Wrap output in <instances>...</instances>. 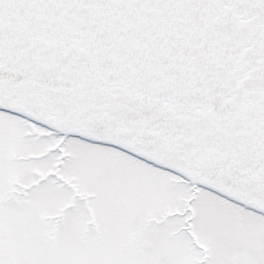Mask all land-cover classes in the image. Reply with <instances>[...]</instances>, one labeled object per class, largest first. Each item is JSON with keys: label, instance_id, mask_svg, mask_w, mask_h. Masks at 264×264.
I'll list each match as a JSON object with an SVG mask.
<instances>
[{"label": "snow or ice", "instance_id": "obj_1", "mask_svg": "<svg viewBox=\"0 0 264 264\" xmlns=\"http://www.w3.org/2000/svg\"><path fill=\"white\" fill-rule=\"evenodd\" d=\"M0 264H264V0H0Z\"/></svg>", "mask_w": 264, "mask_h": 264}]
</instances>
